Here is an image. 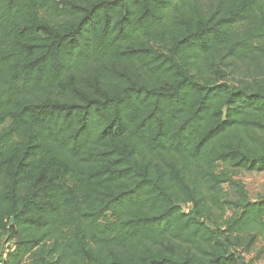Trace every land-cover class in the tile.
I'll list each match as a JSON object with an SVG mask.
<instances>
[{
  "label": "trees",
  "instance_id": "1",
  "mask_svg": "<svg viewBox=\"0 0 264 264\" xmlns=\"http://www.w3.org/2000/svg\"><path fill=\"white\" fill-rule=\"evenodd\" d=\"M237 170L264 171V0H0L3 264H251Z\"/></svg>",
  "mask_w": 264,
  "mask_h": 264
},
{
  "label": "rangeland",
  "instance_id": "2",
  "mask_svg": "<svg viewBox=\"0 0 264 264\" xmlns=\"http://www.w3.org/2000/svg\"><path fill=\"white\" fill-rule=\"evenodd\" d=\"M236 179L243 183L251 200H257L259 197L264 196V171L237 170ZM224 191L230 199H237L233 188L229 185H224ZM232 213L233 209L229 211V215ZM6 247L7 245H5ZM243 255L246 261L251 262V264H264V238H259L253 247Z\"/></svg>",
  "mask_w": 264,
  "mask_h": 264
},
{
  "label": "built area",
  "instance_id": "3",
  "mask_svg": "<svg viewBox=\"0 0 264 264\" xmlns=\"http://www.w3.org/2000/svg\"><path fill=\"white\" fill-rule=\"evenodd\" d=\"M5 256H6V253L5 252H3V258H5ZM1 259V258H0ZM0 264H3V262L0 260Z\"/></svg>",
  "mask_w": 264,
  "mask_h": 264
},
{
  "label": "water",
  "instance_id": "4",
  "mask_svg": "<svg viewBox=\"0 0 264 264\" xmlns=\"http://www.w3.org/2000/svg\"><path fill=\"white\" fill-rule=\"evenodd\" d=\"M241 257H244L241 253H240Z\"/></svg>",
  "mask_w": 264,
  "mask_h": 264
}]
</instances>
